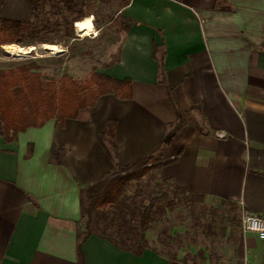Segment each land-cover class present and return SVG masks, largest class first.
Listing matches in <instances>:
<instances>
[{
    "label": "crops",
    "instance_id": "crops-1",
    "mask_svg": "<svg viewBox=\"0 0 264 264\" xmlns=\"http://www.w3.org/2000/svg\"><path fill=\"white\" fill-rule=\"evenodd\" d=\"M116 2L122 43L114 60L94 69L131 80L133 98L103 96L64 126L52 120L13 141L0 122V264H264V241L231 228L214 262H197L185 251L159 253L151 228L135 254L83 224L82 191L148 157L192 203L264 217V0ZM32 14L28 0H0L2 18L28 22ZM89 18L96 31L88 37L97 38ZM111 120L115 161L98 140ZM53 144L63 163L53 159Z\"/></svg>",
    "mask_w": 264,
    "mask_h": 264
},
{
    "label": "trees",
    "instance_id": "trees-1",
    "mask_svg": "<svg viewBox=\"0 0 264 264\" xmlns=\"http://www.w3.org/2000/svg\"><path fill=\"white\" fill-rule=\"evenodd\" d=\"M28 1L33 8L30 21L23 22L0 17V49L5 45L22 47L38 43L53 45V38L50 37L53 34H58L61 40H67L68 48L75 42H80L75 36V24L87 17L83 11L85 5L83 0ZM70 43L71 45L68 46ZM37 60H24L8 68L0 69V122L3 125L1 134L7 141L15 140L18 134L29 129L42 128L52 120L64 126L67 120L77 119L81 111L95 107L103 96L113 94L122 100L133 98L134 89L131 80H118L101 74L96 69H93L83 80L68 74H63L58 79H45L40 72L41 66ZM182 117V115L179 116L174 132L183 126ZM116 129L117 122L111 120L106 131L98 138L101 146L114 161L117 158ZM64 154L61 147L52 145L53 159L63 163ZM150 162L152 164L145 165ZM141 164L143 165L138 167ZM163 166L153 157H148L134 165L110 172L98 185L83 190L81 208L82 218L86 219V229L90 228L95 210L120 206L127 190L134 182L141 183L145 178L152 177V174ZM122 173L127 174L121 176L114 186L104 193L109 180ZM171 187L175 192L184 194L180 187L174 184ZM160 193L165 197L168 196L164 188L160 190ZM153 194L155 193L151 192L147 196L149 204L142 203L141 209L136 210L139 212L138 224L133 230L134 237L127 238L129 246L121 242L122 246L127 248L126 250H132L135 254H139L147 247L146 233L153 221L154 206L159 201V197H154ZM174 194L176 197L177 194ZM234 207L237 210L235 205ZM120 214L125 216L124 210H121Z\"/></svg>",
    "mask_w": 264,
    "mask_h": 264
},
{
    "label": "rangeland",
    "instance_id": "rangeland-1",
    "mask_svg": "<svg viewBox=\"0 0 264 264\" xmlns=\"http://www.w3.org/2000/svg\"><path fill=\"white\" fill-rule=\"evenodd\" d=\"M83 3H85L83 11L88 16L86 18L92 15L95 17L96 28L100 30L97 38H81L82 41L75 42L70 48L66 46L67 40H61L58 34L50 36L53 38V45L42 43L25 47L9 45L25 49L26 54L18 58L9 55L7 48L0 49V69L24 60L38 59L40 72L45 79H58L63 74H68L83 80L97 63L114 60L122 43L125 27V23L116 17L119 3L116 0H83ZM70 45L71 43L68 46ZM49 46L58 48L59 53L50 51L47 48ZM150 164L152 163L145 165ZM171 186L172 183L159 178L157 172L141 183L134 182L127 190L120 206L93 212L90 229L116 242H125L129 246L127 238L134 237L133 230L138 224L139 212L136 210L141 209L142 203L149 204L147 196L154 192L153 196L159 197V201L154 206L155 214L148 236L154 241L155 249L161 254L171 256L185 251L189 253L191 261L214 262L216 251L219 252L226 243L228 229L235 231L232 235L242 231L241 215L234 205L216 209L192 203L187 196L175 192ZM163 188L164 192L167 191V197L160 193ZM174 193L177 194L176 197ZM121 210H124L125 216L120 214ZM83 224L86 225V219L83 220Z\"/></svg>",
    "mask_w": 264,
    "mask_h": 264
},
{
    "label": "built area",
    "instance_id": "built-area-1",
    "mask_svg": "<svg viewBox=\"0 0 264 264\" xmlns=\"http://www.w3.org/2000/svg\"><path fill=\"white\" fill-rule=\"evenodd\" d=\"M76 37L81 40V37L77 36L75 31ZM241 225L242 231L245 234L253 233L255 234L260 240L264 241V217L250 212L246 209L242 210L241 213ZM245 264H252L250 262H246Z\"/></svg>",
    "mask_w": 264,
    "mask_h": 264
},
{
    "label": "bare ground",
    "instance_id": "bare-ground-1",
    "mask_svg": "<svg viewBox=\"0 0 264 264\" xmlns=\"http://www.w3.org/2000/svg\"><path fill=\"white\" fill-rule=\"evenodd\" d=\"M91 18H87L85 20H82L76 24L77 30L81 35L89 36L91 35V32L94 30V26L92 23ZM94 30L93 32H95ZM94 34V33H93ZM7 48V53L9 55H12L13 57H21L23 54H26L25 49L17 47V46H10L6 47ZM50 51H53L55 53H59L58 48L55 46H49L47 47ZM6 51V50H5ZM29 54V53H28Z\"/></svg>",
    "mask_w": 264,
    "mask_h": 264
},
{
    "label": "water",
    "instance_id": "water-1",
    "mask_svg": "<svg viewBox=\"0 0 264 264\" xmlns=\"http://www.w3.org/2000/svg\"><path fill=\"white\" fill-rule=\"evenodd\" d=\"M165 143H170V137H167V139L165 140Z\"/></svg>",
    "mask_w": 264,
    "mask_h": 264
}]
</instances>
